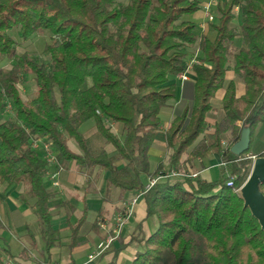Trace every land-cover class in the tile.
<instances>
[{
    "label": "trees",
    "instance_id": "1",
    "mask_svg": "<svg viewBox=\"0 0 264 264\" xmlns=\"http://www.w3.org/2000/svg\"><path fill=\"white\" fill-rule=\"evenodd\" d=\"M206 2L0 0V57L13 63L0 68V187H20L18 199L28 206L38 229L34 233L26 225L29 246L19 253L0 248V264L6 259L49 264L52 250L60 245L52 208L58 194L45 186L48 171L72 168L90 183L92 172L99 169L107 174L102 195L106 204L114 191L123 201L126 194L144 189L143 178L170 170L190 172L197 163L204 168L214 155L222 163L216 180H162L140 197L144 220L154 218L157 227L133 238L141 250L131 264H264V233L237 195L253 158L264 157L263 145L252 151L254 138L264 140V0L218 1L216 17L207 23L212 39L184 19L201 13ZM233 9L239 11L238 24ZM13 31L22 42L49 32L50 42L44 46L49 62L19 55ZM233 45L238 49L231 57ZM192 49L200 62L189 72L192 95L163 131L166 163L154 166L149 152L162 133L161 113L175 102V80L186 70ZM228 72L232 80L226 79ZM24 76L35 85L27 100L18 88ZM236 82L243 86L240 96ZM219 91L223 116L210 125L212 100ZM8 106L14 118L2 120ZM89 120L112 152L94 150L80 132ZM116 126L122 128L121 138L112 130ZM243 128L250 131L249 149L236 156L230 148ZM38 139L50 144L53 166L32 149ZM69 140L79 152L69 148ZM259 190L264 195V182ZM57 206L66 215L69 251L86 245L89 238L81 233L86 208L73 222L75 207L64 200ZM105 216L106 210H100L92 231ZM38 240L44 244L41 250Z\"/></svg>",
    "mask_w": 264,
    "mask_h": 264
},
{
    "label": "crops",
    "instance_id": "2",
    "mask_svg": "<svg viewBox=\"0 0 264 264\" xmlns=\"http://www.w3.org/2000/svg\"><path fill=\"white\" fill-rule=\"evenodd\" d=\"M226 79L232 80L233 73L228 72ZM192 80L193 79L189 77V80L187 82L177 85L176 99H175L174 104L172 105V107L166 108L162 111V113L164 112V115L166 116L167 120L163 123L161 130L163 129V127L164 128L167 127L169 122L173 119L174 115L179 111L182 102L184 103L189 102V98L192 95V84H191ZM235 84H236V95L237 96L242 95L244 91L243 86L239 82H236ZM222 96H223V91H219L216 94L214 99L220 98V102H221ZM164 157L165 156L163 155H159L158 156L159 160L154 162L153 165L155 166L157 163L162 162L164 160ZM196 165L197 166H195V168L193 169V172L198 174V178H201L205 181H213L212 179H210L211 178L210 172L215 169H218L220 172L219 168H221L222 163H221L219 156L214 155V156L208 157L205 160L204 168L202 166H199L198 163ZM69 171L71 172V174L67 177H62L61 173L59 174V178H60L59 184L60 185H59V190L57 189L58 191L52 188L50 184L48 187L49 189L56 191L58 194V197L52 203V206H55L56 209H54L55 207L54 208L52 207V208H53V213L55 210L58 214H60L63 225H59L55 221V216H54V226L56 225L55 227L60 230V235H61V232L64 233L66 240L65 242H61L62 243L61 245H64V247L67 249L68 259L65 260L63 263H60L62 262V252L58 246L57 248H54L52 250L51 252L52 258L49 264H131L132 259L134 258L135 254L141 250V247L136 241H133V238L141 236V235L146 236V235L151 234L157 227V222H155L156 220H154V218H149V219L144 220V207H143L142 202L138 200L137 205L134 210V215L125 223L121 237L115 244H113V246L109 250L111 252L108 251L101 258L88 263L87 261L88 256L94 251L98 243L104 238V233L100 229H98L95 232L92 231V240H89V242L86 245L77 247L73 251L70 252L68 249L69 230H68V226L66 223V215H65L64 210L62 208H59L57 204L59 203L60 200L69 201L75 207L76 213H78L79 211L81 212L83 208H85L84 206L86 204L87 198L95 197L96 199L97 195L95 193H88L84 197V192L81 191L79 194L80 195L79 201L74 200V199H68V197H65L64 190H66L69 187L68 182L70 180L76 181L74 179L76 174L73 173L72 168H70ZM106 177H107V174L105 178ZM79 179H81V175L79 176ZM78 182L80 183V180H78ZM20 192H21L20 187H16V188L15 187L7 188L6 186L0 187V219L2 223L4 224V231L0 234V244H1L0 248L2 247L8 248L14 254L19 253L24 247L29 246L26 242L20 240V238L18 237V233H21V232L25 233L27 221H31L33 219L35 220V217L30 212L28 206L18 199V194ZM134 196H135V193L126 194L125 199L119 202L120 203L119 209L121 210L129 200L134 198ZM117 197H118V192L115 191L114 196L111 199L112 204L111 203L108 204V207H107L108 210H110L109 207L113 208L112 212L109 213L110 215L108 216V218H110L111 215L115 212L114 206L117 205L115 204ZM99 199L102 200V194ZM29 202H32V200H29ZM104 207L106 206L104 205ZM4 218H5V221H4ZM71 221L73 220L71 219ZM9 239L11 240V243ZM121 245H124V247L119 251V253L116 254L115 251L118 250ZM12 246L16 247V251L12 250ZM89 246H90V249L88 248ZM36 248H38L39 250L42 249L41 243L39 240H38ZM30 255L32 257L37 256V251L35 250L33 252H30ZM38 264H42V263L38 262Z\"/></svg>",
    "mask_w": 264,
    "mask_h": 264
},
{
    "label": "rangeland",
    "instance_id": "3",
    "mask_svg": "<svg viewBox=\"0 0 264 264\" xmlns=\"http://www.w3.org/2000/svg\"><path fill=\"white\" fill-rule=\"evenodd\" d=\"M119 1L122 4H125L127 2V0H119ZM218 1H222V0H218ZM233 13L236 16V20L234 22H235V24H238L239 20H237V19L239 18V11L237 9H233ZM184 19L195 22L198 25V28L200 29L201 32L206 33L210 39L213 38L214 34L212 32H209L208 24L204 21L203 12L199 13L198 15L184 16ZM12 36H13V38L15 39V41L17 43V49H18V54L19 55L23 54V53H26L30 57H33V58H35V59H37L39 61H42V62H44L46 64L49 62V59H48L47 55L44 53V46L47 43L50 42L51 34L49 32H45L42 35L34 36L30 40H28L26 42H22L21 41V39H20V37H19V35L17 34L16 31L12 32ZM237 49H238L237 45H233L230 48V56L231 57L237 52ZM198 54L199 53L195 52V50H193V49L190 50L189 51V55L191 57L189 56L190 59L188 61V64H189V62L191 61L192 58H195L197 61H199L198 58H197ZM199 63H197V64H199ZM12 64L13 63L11 61L7 60L6 58L0 57V68L9 69ZM175 82L180 84V81L177 80V79L175 80ZM18 88H19V91H20V96H21V98L23 100L30 99L35 93V85H34L33 80L31 79L30 76L21 77V81H20V84L18 85ZM188 103L189 102H187V104ZM212 105L214 106L215 111L209 116L210 125H213V123L216 120L221 119L222 116H223V112H222V109L220 107L221 106L220 98L213 99L212 100ZM1 117H2V120H13L14 114H13L12 109L8 106L2 112ZM161 118H162V122L163 123L167 120L166 116L164 115V112L162 113ZM117 128H121V126L120 127H118V126L113 127L112 130L117 134L118 137L121 138L123 136V133L121 132L122 128L120 129V133L118 132ZM165 128L163 127L162 133L159 134V136L157 137V141L158 142L156 141L154 143V145L150 149V152H149L150 164H153L154 162L158 161L159 160V158H158L159 155L165 156L164 157V162L166 163L165 160L167 159L166 157H167L168 151H166V149H165L164 137H163V131L165 130ZM210 131H212V129ZM80 132L84 135L85 138H88L90 140L91 147L94 150L106 149L107 151H109V153L112 152L110 147L108 145H106L100 139V137L95 133V127H94L93 121L89 120V121H86L85 123H83L81 125V127H80ZM262 145L264 146V140L263 139L254 138L253 142H252V151H253L254 148L261 147ZM68 146H69V148L72 151L79 152V149H78L76 143L73 140H69L68 141ZM117 165L120 166L121 164L118 163ZM182 172H189V171H180V173H182ZM73 173H75V172L73 171ZM190 173L197 174V173H195L193 171H190ZM210 173H211V175H210L211 178L210 179H212V180L217 179L218 176L220 175V172H219L218 169H215V170L211 171ZM70 174H71V172L69 170H63L61 172V176L62 177H67ZM75 174H76V176L74 177V179L76 181H74V180L73 181L72 180L69 181L68 180L69 181L68 182V186L69 187L66 190H64L65 197H68V199H74V200L79 201V198H80L79 194H80L81 191L84 192V189L87 190V193H94V190L97 191V192H95V194L97 195L96 199H95V197L87 198L86 204L84 206L86 208V210H87L86 222L83 225L82 231H81V233L86 235L89 238V240H92V224L97 219V216H98L100 210H104V212L106 210L107 217L105 216L103 218H108V216L110 215L109 213L112 212V209H113L111 207H109L110 210L107 209L108 204H110V203L112 204V201L110 203H106L105 204L101 199H99L101 197V194L103 195L104 180H105L106 174L101 172L99 169H95L92 172V174H91L90 183H85L86 179H85V177L83 175H81V179H79L80 175L77 174V173H75ZM197 177H198V175H197ZM78 180H80V183L78 182ZM147 180H148V178H143V181L145 182V185L147 183ZM59 181H60V178H59ZM49 184H50L49 181H45V186L47 188L49 187ZM58 190H59V188H58ZM114 193H115V191L113 192L112 198L114 196ZM119 202L120 201H118V200L115 201V204L118 205V207H117V205L114 206V208H115L114 211L115 212H118L120 210L119 209V206H120ZM104 205L106 207H104ZM52 207L54 208L55 206H52ZM54 209H56V207ZM81 212L79 211L78 213H76V212L74 213V216H73L74 218H72L73 222H75L80 217ZM54 215H55V221L59 225H63V222L61 221L60 214H58L54 210ZM100 219H102V218H100ZM4 221H5V218H4ZM27 225L29 226V228L34 233H38L36 221L34 219L31 220V221H27ZM18 237L20 238V240H22V241H24V242H26L28 244V241H27V238H26L24 232L18 233ZM61 237H62L61 242H65L66 238H65L63 232H61ZM9 241L11 243L10 239H9ZM40 243H41V248L43 249L44 244L41 241H40ZM61 244L62 243H60V245H59V248L61 249V252H62V262H60V263H63L65 260L68 259V253H67V249L64 247V245H61ZM0 246H1V244H0ZM88 248L90 249V246ZM12 250L16 251V247L12 246Z\"/></svg>",
    "mask_w": 264,
    "mask_h": 264
},
{
    "label": "built area",
    "instance_id": "4",
    "mask_svg": "<svg viewBox=\"0 0 264 264\" xmlns=\"http://www.w3.org/2000/svg\"><path fill=\"white\" fill-rule=\"evenodd\" d=\"M218 0H208L203 8L204 21L206 23L213 22L216 17V5ZM194 63H199L195 58H192L187 65L186 70L181 73L178 78L182 83L189 80V72L191 66ZM32 149L40 152L43 155V159L49 166H53L55 162V154L52 152L50 144L38 139L34 140L32 143ZM59 170H50L46 174L47 180L54 189L59 188ZM198 174H193L190 172H177L174 170L159 172L155 176L148 178L146 185L142 191L135 194L134 198L129 200L125 206L118 212H115L110 218H102L98 221L99 229L104 233V238L98 243L94 251L88 256V263L97 260L103 253L110 250V248L115 244L121 237L125 223L134 215V210L140 197L152 188L159 181L167 179H194ZM5 264H13L10 260H6Z\"/></svg>",
    "mask_w": 264,
    "mask_h": 264
},
{
    "label": "water",
    "instance_id": "5",
    "mask_svg": "<svg viewBox=\"0 0 264 264\" xmlns=\"http://www.w3.org/2000/svg\"><path fill=\"white\" fill-rule=\"evenodd\" d=\"M249 143L250 131L243 128L239 140L230 148V152L239 156L249 149ZM263 182L264 157H256L253 159L250 173L237 191V195L242 200L243 207L249 210L264 233V195L259 190V185Z\"/></svg>",
    "mask_w": 264,
    "mask_h": 264
}]
</instances>
